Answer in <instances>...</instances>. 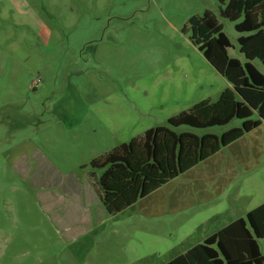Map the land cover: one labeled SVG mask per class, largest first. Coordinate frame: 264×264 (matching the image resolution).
I'll use <instances>...</instances> for the list:
<instances>
[{
	"label": "rangeland",
	"instance_id": "374dc122",
	"mask_svg": "<svg viewBox=\"0 0 264 264\" xmlns=\"http://www.w3.org/2000/svg\"><path fill=\"white\" fill-rule=\"evenodd\" d=\"M222 8L220 0H0V264H165L217 232L225 218L214 216L244 218L264 203V122L245 135L244 164L222 149L217 179L235 174L219 195L205 181L210 200L194 189L211 176L200 164L193 178L179 175L110 215L105 169L91 166L232 90L190 40L189 20L208 12L228 56L244 63L238 38L247 34ZM242 123L172 130L220 138ZM177 190L183 207L172 211Z\"/></svg>",
	"mask_w": 264,
	"mask_h": 264
},
{
	"label": "trees",
	"instance_id": "16d2710c",
	"mask_svg": "<svg viewBox=\"0 0 264 264\" xmlns=\"http://www.w3.org/2000/svg\"><path fill=\"white\" fill-rule=\"evenodd\" d=\"M220 3L221 18L235 23L237 33L247 34L238 38L239 53L245 62L228 56L231 44L208 12L189 20L190 40L215 71L231 84L232 90L223 91L216 102L204 100L170 118L169 127L150 129L93 160L94 169H105L99 186L108 214L116 215L138 201L149 199L179 175L193 178L200 164H207L211 176L207 179L203 176V183L195 184L194 189L199 199L210 200L213 196L207 193L205 181H209L214 195H219L235 174L231 171L230 179L222 176L217 179L223 161L222 149H230L240 164L248 159L245 135L258 130L264 122V74L254 65L259 61L264 68V0H220ZM187 30L184 28V32ZM255 113L258 118L253 121ZM234 119L243 121L242 127L231 129L220 138L172 130L183 126L199 130L222 127ZM237 143L242 144L241 148L236 147ZM179 195L177 190L170 197L172 211L183 207L184 200L180 201ZM260 240H264V203L165 264H264Z\"/></svg>",
	"mask_w": 264,
	"mask_h": 264
},
{
	"label": "crops",
	"instance_id": "0c3cea01",
	"mask_svg": "<svg viewBox=\"0 0 264 264\" xmlns=\"http://www.w3.org/2000/svg\"><path fill=\"white\" fill-rule=\"evenodd\" d=\"M263 124V123H262ZM262 126V125H261ZM211 186V185H210ZM212 188V186H211ZM263 204V203H262ZM261 205V204H260ZM258 207V206H257ZM255 209V208H254ZM251 210L247 211L244 215H246L248 212H250ZM245 217V216H244ZM221 218H225L223 223L221 224V228L222 229L223 227H225L228 223L232 222V221H235L237 219H240V217H235V216H232L231 214H229L228 212L224 213V214H220V215H216L214 216V219H221ZM219 229V230H220ZM217 230V231H219ZM216 233V232H215ZM204 241V240H203Z\"/></svg>",
	"mask_w": 264,
	"mask_h": 264
}]
</instances>
